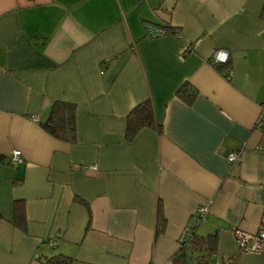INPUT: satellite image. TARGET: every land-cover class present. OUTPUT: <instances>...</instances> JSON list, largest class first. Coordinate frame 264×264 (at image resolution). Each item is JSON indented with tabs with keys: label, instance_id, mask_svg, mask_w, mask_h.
<instances>
[{
	"label": "crops",
	"instance_id": "1",
	"mask_svg": "<svg viewBox=\"0 0 264 264\" xmlns=\"http://www.w3.org/2000/svg\"><path fill=\"white\" fill-rule=\"evenodd\" d=\"M146 101L156 126L128 141ZM55 102L73 142L41 125ZM263 110L264 0H0V264H264L231 234L264 233ZM205 205L210 245L179 260Z\"/></svg>",
	"mask_w": 264,
	"mask_h": 264
},
{
	"label": "trees",
	"instance_id": "2",
	"mask_svg": "<svg viewBox=\"0 0 264 264\" xmlns=\"http://www.w3.org/2000/svg\"><path fill=\"white\" fill-rule=\"evenodd\" d=\"M162 29L169 33H179L177 29L163 27ZM183 93V89L179 91V94ZM76 118L77 109L74 104L66 102H55L53 104L51 114L48 120L41 123L43 129L56 139L63 141L73 142L76 138ZM156 126L153 106L150 101H146L139 104L127 118V132L126 138L128 141H132L135 136L144 128ZM21 203L16 202L15 210L17 212V223L23 221L24 217L21 212ZM20 225V224H19ZM163 230H158L162 232ZM210 237L201 238L197 235V231L192 233L191 236L185 241V245L180 247V252L177 255L179 260L184 258L186 251L189 247L194 249L210 245ZM73 258L65 255H56L54 257L39 259V264H73ZM182 263V262H181ZM183 264V263H182Z\"/></svg>",
	"mask_w": 264,
	"mask_h": 264
},
{
	"label": "built area",
	"instance_id": "3",
	"mask_svg": "<svg viewBox=\"0 0 264 264\" xmlns=\"http://www.w3.org/2000/svg\"><path fill=\"white\" fill-rule=\"evenodd\" d=\"M167 34V31L162 29V28H154L151 27L149 29V36L153 38H158L165 36ZM192 45L190 46V51H191ZM221 54H226L227 59L226 60H220L219 57ZM230 60V52L226 49H219L216 50L213 53L212 56V61L215 65H221V64H228ZM36 122H38L37 118H34ZM257 128L262 129L264 128V110L262 115L260 116L258 123H257ZM228 163L230 167L240 165L242 162V154L238 151H233L231 152L228 157H227ZM10 163L14 167H19L24 163V158L23 154L20 150H16L13 152L12 157L10 159ZM210 212V207L209 206H200L197 208L195 211L194 219L196 220L195 225H192L185 231V234L180 240V245L183 246L185 245V241L188 239L189 236L194 233L199 224H202L205 220L207 215ZM263 223H264V218H263ZM231 234L235 237L238 245H239V250L243 254H264V233L261 231L258 234H251L247 233L242 230H231ZM167 264H172L171 262Z\"/></svg>",
	"mask_w": 264,
	"mask_h": 264
},
{
	"label": "clouds",
	"instance_id": "4",
	"mask_svg": "<svg viewBox=\"0 0 264 264\" xmlns=\"http://www.w3.org/2000/svg\"><path fill=\"white\" fill-rule=\"evenodd\" d=\"M220 60H226L227 59V55L226 54H221L219 57Z\"/></svg>",
	"mask_w": 264,
	"mask_h": 264
}]
</instances>
